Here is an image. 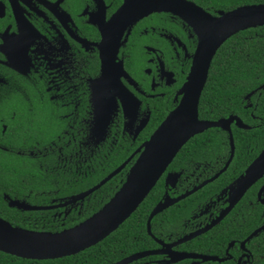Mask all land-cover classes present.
<instances>
[{
    "label": "flooded vegetation",
    "instance_id": "flooded-vegetation-1",
    "mask_svg": "<svg viewBox=\"0 0 264 264\" xmlns=\"http://www.w3.org/2000/svg\"><path fill=\"white\" fill-rule=\"evenodd\" d=\"M174 1L181 7L176 14L152 11L142 17H129L125 21L124 28H121L122 32L120 33V29L113 33L112 51L114 46L116 49L114 63L121 66L120 82L124 90L119 95L112 91L108 92L116 100L117 106L101 138L98 133L95 132L93 135L91 133L93 109L90 103L89 85L101 74L102 60L99 46L103 41L105 27L111 22L117 10L124 5L125 0H0V156L12 153L35 160L39 168L53 166L67 178L71 177L73 182L81 184L88 183L93 174L98 175L102 148L133 149L130 156L121 163L130 159L127 165L132 162V166L139 156L138 150L150 139L164 119L178 107L183 97L182 90L199 47L200 32L205 29L202 25L204 17L219 19L225 13L240 7L264 5V0ZM257 28L261 27L244 31ZM229 39L217 49L209 72L215 58ZM115 71L120 73L117 67ZM239 106L242 111L240 116L231 113L217 119L233 117L240 121L241 126H238L235 120L230 124L232 137L235 130L249 132L264 128V83L243 95ZM210 129L225 133L226 155L223 156L218 152L208 159L192 161L190 171L183 168L177 171L167 168L160 178L165 188L161 200L165 195L176 198L219 174L216 179L200 189L203 190L225 175L235 159L234 137V153L231 157L229 133L219 128ZM253 144L254 140H248L245 148H250ZM51 155L55 157V162L51 161ZM225 166H227L226 170L220 173ZM243 172L216 193L198 202L189 217L183 219L180 234L175 235L173 239L168 237L167 240L153 237L164 244H172L210 224L228 206V191L224 190ZM169 173L180 174L173 187L165 186V178ZM102 180L91 187L65 196L56 197L49 191L42 194L41 204H31L25 198H12L5 193L0 197L7 206L6 196L13 200L24 201L30 206L43 207L44 209L38 211H47L53 219H65L71 215H81L86 203L102 186L82 199L77 197ZM182 183L188 185L177 192V187ZM263 184L264 177L249 190L256 189L254 202L264 207L260 202V199L264 198V190L259 193ZM29 196L27 194L25 197L29 198ZM249 204L252 202L250 201ZM229 214L220 222L224 223L223 229ZM219 224L190 241L172 247V250L178 253L216 257L223 261L212 262L225 263V257L228 256L225 251L220 258L184 247L185 244L208 234ZM154 242L157 245L154 250L160 249L161 246L155 240ZM244 253L246 251H239L238 257L232 260L237 264ZM154 256H159L158 260L153 261L155 264H167L169 261L167 255ZM245 260L244 256L240 263ZM179 263L201 264L202 261L185 259L172 264Z\"/></svg>",
    "mask_w": 264,
    "mask_h": 264
},
{
    "label": "trees",
    "instance_id": "trees-1",
    "mask_svg": "<svg viewBox=\"0 0 264 264\" xmlns=\"http://www.w3.org/2000/svg\"><path fill=\"white\" fill-rule=\"evenodd\" d=\"M263 83L264 27H261L238 33L222 47L210 69L201 95L199 118L214 121L231 113L240 116L242 111L239 105L242 96ZM233 137L236 147L235 159L225 175L214 184L153 218L151 234L154 237L167 240L168 237L173 239L175 235L180 234L183 219L189 217L194 206L241 174L264 148V128L249 132L235 130ZM248 140H254V144L250 148H245ZM225 148H227L225 133L217 129H209L190 139L177 154L168 170L177 171L183 168L190 171V162L208 159L218 152L225 156ZM132 150L119 147L102 148L98 175L93 174L88 183L82 184L73 182L71 177L67 178L53 166L39 168L35 160L12 153L4 154L0 156V195L5 193L12 198H25L31 204H41L42 194L49 191L56 197L81 191L106 177L130 156ZM51 161L55 162L53 155H51ZM131 164L132 162L94 192V197L86 203L80 216L71 215L65 219H53L47 211L22 212L9 208L0 197V217L13 226L33 231L59 232L73 227L95 213L115 194ZM187 185L188 183H182L176 191H181ZM164 190L163 180L160 179L137 210L116 231L98 244L76 255L55 260H26L0 252V264H114L132 254L154 250L157 245L147 232L146 222L153 207L161 200ZM255 191V188L250 189L225 219V229H223L224 223H220L214 230L200 239L185 244L184 247L221 258L229 243L234 242L233 248L228 250L230 260L227 259L222 264H236L232 259L237 258L239 251H242L239 243L264 224V207L254 202ZM27 194L30 195L29 198L25 197ZM250 201L252 204H249ZM160 228L163 230L161 231ZM245 247L246 253L249 254L245 264H264V230L249 240ZM158 259L159 256H147L131 264H147L148 262L155 264L153 261ZM201 264L218 263L207 261Z\"/></svg>",
    "mask_w": 264,
    "mask_h": 264
},
{
    "label": "water",
    "instance_id": "water-1",
    "mask_svg": "<svg viewBox=\"0 0 264 264\" xmlns=\"http://www.w3.org/2000/svg\"><path fill=\"white\" fill-rule=\"evenodd\" d=\"M181 7L174 0H125L124 5L113 15L111 22L107 25L100 44V56L102 60L100 76L92 80L89 85L90 103L93 109V126L91 133H98L101 138L105 133L107 124L116 109V100L109 95L112 93L121 94L124 90L120 82L121 66L115 64V46L112 51V35L123 29L129 17H142L152 11H167L176 14ZM202 25L205 27L200 32V43L194 56L191 72L185 83L182 93L183 97L178 107L173 110L154 131L150 139L138 150L139 156L130 167L125 181L110 200L97 212L78 223L77 225L59 232L33 231L18 226H13L0 217V252L26 260H55L69 257L82 252L108 237L123 224L145 200L157 182L166 172L181 148L194 136L210 128H219L229 133L231 145V157L234 153L233 137L230 131V124L235 120L241 126L237 118L229 117L215 122L199 119V99L206 84L209 68L217 49L224 41L240 31L249 28L264 27V5L244 6L225 13L219 19L205 16ZM120 30V33L122 32ZM115 67L119 72L115 71ZM198 124H204L202 129H197ZM130 160V159H129ZM128 160V161H129ZM128 161L121 164L99 184L89 191L82 193L77 198L92 193L103 186L106 182L120 173ZM230 161V160H229ZM228 165V164H227ZM225 166L220 173L226 170ZM219 174L204 181L192 190L183 193L176 198L167 195L156 204L149 214L147 220V232L151 235L150 222L154 216L166 208L185 199L189 195L202 189L206 184L212 182ZM180 174L169 173L165 178V186L173 187ZM264 177V149L259 156L245 169L242 175L235 179L224 191H228V206L210 224L203 229L189 234L172 244H164L154 238L161 246L158 250L144 251L132 254L114 264H131L143 257L154 255H167V264L176 263L185 259H199L202 262L217 261L223 259L204 255H192L189 253H178L172 247L190 241L196 236L205 233L215 225L219 224L226 217L236 203L259 179ZM264 190V184L259 193ZM8 198L10 208L22 209L25 211H38L43 207L30 206L24 201ZM74 198V197H73ZM264 205V198L260 199ZM264 230V224L255 229L246 239L240 242V249H245V244L256 237ZM234 245L229 243L228 250ZM249 259V254L244 253L242 257ZM237 264H241V259ZM225 257V260L230 259Z\"/></svg>",
    "mask_w": 264,
    "mask_h": 264
},
{
    "label": "bare ground",
    "instance_id": "bare-ground-1",
    "mask_svg": "<svg viewBox=\"0 0 264 264\" xmlns=\"http://www.w3.org/2000/svg\"><path fill=\"white\" fill-rule=\"evenodd\" d=\"M205 125L204 124H198L197 129H202Z\"/></svg>",
    "mask_w": 264,
    "mask_h": 264
}]
</instances>
